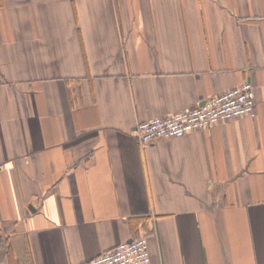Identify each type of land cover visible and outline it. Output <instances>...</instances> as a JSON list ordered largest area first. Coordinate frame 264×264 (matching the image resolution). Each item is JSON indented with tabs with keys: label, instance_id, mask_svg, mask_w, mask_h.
Masks as SVG:
<instances>
[{
	"label": "crops",
	"instance_id": "obj_1",
	"mask_svg": "<svg viewBox=\"0 0 264 264\" xmlns=\"http://www.w3.org/2000/svg\"><path fill=\"white\" fill-rule=\"evenodd\" d=\"M244 81L247 115L138 122ZM0 264H264V0H0Z\"/></svg>",
	"mask_w": 264,
	"mask_h": 264
},
{
	"label": "built area",
	"instance_id": "obj_2",
	"mask_svg": "<svg viewBox=\"0 0 264 264\" xmlns=\"http://www.w3.org/2000/svg\"><path fill=\"white\" fill-rule=\"evenodd\" d=\"M255 104L254 87L251 82L244 81L239 86L206 99L198 106L183 108L170 116L138 122L134 136L143 145L179 138L217 122L247 115L253 111ZM81 264H151L147 238L133 237Z\"/></svg>",
	"mask_w": 264,
	"mask_h": 264
}]
</instances>
